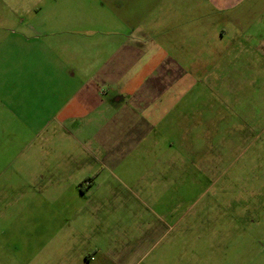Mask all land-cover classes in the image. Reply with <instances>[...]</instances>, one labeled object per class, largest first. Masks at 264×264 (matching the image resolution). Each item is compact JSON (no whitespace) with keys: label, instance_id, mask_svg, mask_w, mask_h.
<instances>
[{"label":"rangeland","instance_id":"1","mask_svg":"<svg viewBox=\"0 0 264 264\" xmlns=\"http://www.w3.org/2000/svg\"><path fill=\"white\" fill-rule=\"evenodd\" d=\"M54 1L60 23L95 22L105 4ZM244 49L225 39L219 58L204 51L219 60L217 70L198 64L206 75L179 63L190 82L152 128L132 120L113 132L96 120L88 138H42L33 174L13 156L0 174V264H45L50 250L96 243L178 248L186 264H264V59ZM21 146L12 154L28 152Z\"/></svg>","mask_w":264,"mask_h":264},{"label":"crops","instance_id":"2","mask_svg":"<svg viewBox=\"0 0 264 264\" xmlns=\"http://www.w3.org/2000/svg\"><path fill=\"white\" fill-rule=\"evenodd\" d=\"M103 2L95 22L60 23L54 0H0V174L14 168L13 156L24 173L37 172L42 138H88L84 128L96 120L116 125L113 132L132 120L154 127L190 82L179 63L217 70L219 60L203 53L219 58L225 39L264 59V0ZM188 44L196 58L185 56ZM119 110L126 114L106 116ZM15 143L28 152L12 154ZM181 251L96 243L50 250L45 264H58L56 255L70 256L64 264H186Z\"/></svg>","mask_w":264,"mask_h":264}]
</instances>
